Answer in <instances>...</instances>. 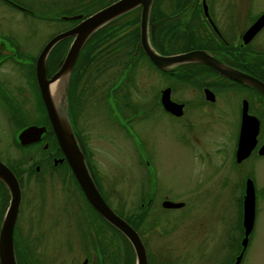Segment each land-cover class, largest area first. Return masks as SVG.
Wrapping results in <instances>:
<instances>
[{
    "label": "rangeland",
    "instance_id": "rangeland-1",
    "mask_svg": "<svg viewBox=\"0 0 264 264\" xmlns=\"http://www.w3.org/2000/svg\"><path fill=\"white\" fill-rule=\"evenodd\" d=\"M39 1L41 0H33L35 3H40ZM105 1L107 0H98V3L101 5ZM178 1L182 4L183 0ZM4 2L0 0V36H7L6 40L11 38L20 43V50L34 56V59L43 46L60 33L58 31L70 26L43 15H26ZM220 9L223 12V8ZM242 10L245 25V15L251 19L264 11V0H242ZM69 39L70 37L64 38L53 48L47 60L46 74L51 76L59 68L61 55L71 43ZM180 41L182 45L186 44V41ZM87 42L78 54L79 57L86 49L82 61L97 49L91 44L86 47ZM253 42L256 46H264V29ZM120 44V51L119 47L113 45L103 52L105 54L112 50L106 56L108 61L100 64L97 69H89L92 63L85 66L83 75L87 77L86 85L89 87L92 84L93 87H84L79 93L81 100L86 102L79 121L81 133L87 141L86 151L91 156L96 176L110 204L134 227L152 195L151 208L136 231L146 247L147 259L149 257L153 264H165L163 257L168 256H178L172 261L173 264H218L222 256H218L219 252L229 249V237L234 233L233 226L229 224L234 225L235 218L239 215L241 185L236 187L235 182L240 178L242 183L246 171L254 165L259 177L257 183L261 188L258 194L260 210L254 237L243 264H264V159H256L251 155L240 170L234 169L231 164L241 99L247 98L250 111L260 116L264 122V113L261 114L259 110L263 104L245 91L217 92V97L213 100L203 92V99L197 90L179 84L173 91L172 98L186 100L188 106L183 116L169 117L163 111L160 98L162 90L173 79L165 78L158 71L156 82L150 67L138 65L133 73L136 80L133 81L135 84L132 86L131 100L137 103L150 101L153 93L158 90V106L149 104L154 109L151 118L134 120L132 123L141 145L135 144L117 126L105 124V103L101 102V95L119 79L125 66L126 46L122 42ZM183 47L186 48V45ZM83 64L75 62L74 67H83ZM204 72L196 74L206 77L208 83L216 81L215 77ZM34 76L31 69H22L12 60H7L0 67L1 85L8 92L5 95L9 97L10 94L13 101L17 100L23 106L29 122L45 120V110ZM179 80L182 84L185 82L183 79ZM17 118L14 109L1 97L0 158L14 168L22 190L20 214L15 223L20 224L31 238L34 232L45 231L42 234H47L45 244L36 246L35 252L41 264H82V254L66 253L61 248L62 230L67 226L69 215L63 214L60 208L64 204L79 203L75 195H69L70 187L74 185L76 191V186L79 188V185L71 180L68 168L66 170L63 166L54 171L48 161L41 160L42 166L37 171L36 160L45 153L42 147L22 150L12 144V135L21 125ZM138 146L145 152V159H142V150ZM64 187L67 188L66 198ZM163 199L185 204L180 208H163ZM42 203L46 212L38 217L43 208ZM8 204L9 197L0 187V226ZM73 211L70 210V217L81 214L77 211L73 214ZM35 220L41 224L36 230ZM219 223L224 224L222 231L218 230ZM208 227L217 229L212 234L211 242L205 237ZM99 235L103 238L98 239L99 246L105 250L112 249V253L109 252L112 263L128 264L129 248L125 240L118 233L110 235L100 223ZM194 238V245L200 241L201 247H193L190 240ZM20 258H16L17 264H20ZM21 260L24 262L23 258Z\"/></svg>",
    "mask_w": 264,
    "mask_h": 264
},
{
    "label": "flooded vegetation",
    "instance_id": "flooded-vegetation-1",
    "mask_svg": "<svg viewBox=\"0 0 264 264\" xmlns=\"http://www.w3.org/2000/svg\"><path fill=\"white\" fill-rule=\"evenodd\" d=\"M3 1H5L4 3L12 6L16 10L26 15H43L48 19H55L69 24V27L63 28L61 31H58L61 33L69 30L70 28H73L78 23H80L82 19L91 16L101 8H104L105 6L117 0H107L101 5L98 3V0H41L42 2L39 1L40 3H35L33 2V0ZM220 8H223V12H221ZM141 13V7L135 8L134 10L127 12L120 18L110 22L108 25L104 26L98 32L92 35V38H90L91 41L89 40L90 43L89 41L87 42L86 47L88 46V44L96 46V52L85 59V61H82L86 49L84 50V52L82 51L83 53L79 55L76 63L78 62L79 65H82L84 63L83 67H79V65L76 66V68L74 67V70L68 82L69 114L76 140L84 154L86 164L95 185L97 186L106 203L113 210L114 208L112 207V204H110L106 192L104 191L103 186H101L99 178H97L93 167L89 163V156L86 151L87 141L84 135L81 133V128L79 125L80 118L82 117L83 110L86 106V102H84V99L81 100L79 93L83 90L84 87L87 89L89 87L92 89L93 87L92 84L89 87L86 85L87 77L83 75V72L86 71L85 66L92 63L89 69L95 70L100 66V64L107 62V57L110 55L112 50L103 54L106 49L111 48L113 45H116V48L119 47L120 51V42H122V44L126 46V60L124 61L125 66L122 69L121 76L117 81L113 82L108 89H106V92L104 94L101 95V102L104 101L105 103V124L117 126L118 129H121L125 134H127V136H129L135 142V144H140V140L138 134L135 131V125L132 123L134 122V120H142V118L150 119L154 111V109L150 107L154 104L155 106H158V90L157 92L153 93L150 101H140L137 103L131 100L132 86L135 84L133 83V81L136 80L133 73L136 71L138 65H145L147 68L150 67V69H152L155 74L154 77L156 82L158 81V71H160V74L165 78L173 79L169 80L170 82L167 83L166 88H170L171 99L174 102L183 105L182 114L179 116L184 115V110L188 106V102L186 100L176 99L175 97L172 98V93L176 89V87L179 86V84H181L182 86H187L192 90H197L199 93H201L200 95L203 99V92L206 88L210 89L214 93V98L217 97V92L239 93L241 91H245L263 104V106L259 108V110L261 114L264 113V94L218 74L207 65L189 64L181 66L172 72L161 70L148 57L143 49L142 43L140 42ZM259 15L260 14L256 15L254 18L251 17V19L250 16L248 18L247 15H245L244 19L246 24L244 25L242 0H183L182 4H179L178 0H153L148 21V39L150 45L162 55H172L191 50H206L214 54L222 62H225L226 64L235 67L264 82V46H256L253 42L260 31L264 29V27L255 35V37L250 42H243L244 32L251 26V24ZM5 37L0 36V39L6 40ZM71 40L72 37H70L69 41L71 42ZM180 40L186 41V44H183L186 45V48L183 47V45L181 44L182 41ZM6 41L15 50L17 56L16 58L24 59L26 63L27 61H29V63L33 64L30 65L21 63L18 60H15L12 56H9L0 63V67L7 60H12L14 63H16L17 66L22 69H31V72L34 75L37 56L34 59V56L21 51L19 46L20 43L14 41L11 38ZM68 46L69 45H67L66 48H68ZM180 47L181 49L177 50V48ZM66 50L63 51L64 53H62V57L59 63H61L62 59L64 58ZM203 71H205L204 73L210 74V76L216 78L215 80L218 81L219 84H221V90L216 91L214 85H211L212 83L207 82L206 77L196 74L197 72L202 73ZM46 76L48 78L50 77V75L48 74H46ZM179 79H183L185 80V82H183L182 84ZM189 80H192V83H190ZM216 81H214L215 84ZM0 90L2 92L0 96L4 100H6L8 104L14 109V111L16 112V116L18 117V122L21 124L12 135V144L22 150L32 149L36 146L42 147L45 153L42 157H39L38 160H36L37 164L35 166L37 168V171L40 169L41 160L48 161L54 171H56L55 169L61 168L62 166L65 169L68 168V170L66 169L68 172V176H70L71 180H73L75 184L77 183L79 185L78 180L74 175V172L72 171L68 160L64 155L59 145L58 139L53 131L51 122L49 120L40 95V91V99L45 110V120L39 122H29L26 118L23 106L19 104L17 100L13 101V97L10 96V94L9 97L5 95L8 94V92L4 91L3 86L1 85V81ZM8 98H10L11 100H9ZM244 102H246L247 104L248 114L258 120L259 130L256 137L257 142L254 148L251 150L249 156L241 161H238L237 151L241 134L242 111L244 108ZM12 103H14V105H12ZM163 111L167 115H169V117H179L171 114L164 108ZM237 123V130L234 138L233 152L231 156V164L234 169L240 170L242 164L246 163L251 155H253V157L256 159H264V154H261L259 152L260 148L264 145V122L260 116L250 111V102L245 97L241 99L239 118ZM30 125L45 126L46 130L40 135V138L38 140L30 142V144L22 145L18 141V134L21 130ZM143 153L145 156L146 154L144 151ZM140 155L143 159V154L140 153ZM0 160L3 161L1 158ZM5 164L9 166V168L17 177L14 168L7 163ZM245 174L246 176L242 183H240V178L235 182L237 183L235 185L236 187H239L241 185L239 187V191H241L242 200L238 204L240 206L239 215L235 218L234 225L229 224V226H233L234 233L229 237V249L227 251L223 249L221 251L223 254L219 252L218 256H222L219 259L218 264H236L237 259L240 255L241 259L237 264H243L246 259L247 251L250 248L254 237L257 225L258 211L260 210L258 194L259 189L261 190V188L257 183V179L259 177H257L256 175V167L254 165H252V167L247 170ZM17 179L20 185L19 178L17 177ZM248 179H250L253 183L256 200L254 220L246 236V228L243 224V198L245 195L246 182ZM66 181L68 182V178ZM227 182L228 180L226 181V184ZM0 187L6 193L7 197H9V193L1 181ZM155 188L156 187H153V189ZM70 189L71 191L69 195H75L79 203H74L73 205L71 203L69 205L64 204L60 208L61 210H63V214L69 215V218H67V226H65L62 230L63 240L61 242V248L64 249L66 253L82 254L84 256L82 264H113L109 254V252L112 253V249L105 250V248H101L99 246L98 239L103 240V238L100 235L98 236V224L100 223L101 225H103L110 233V235H113L114 227L103 217H101L100 214L94 209V207L86 198L80 185L79 188L76 186V191L74 185H72ZM66 190L67 188L64 187V194L67 193ZM152 193L154 194V192ZM66 197L67 194L64 196V198ZM151 198L152 195L149 197L150 204H152ZM21 200L18 215L20 214ZM164 200L165 199L161 201V205ZM183 203L185 204V202ZM41 207L43 208L40 209L41 212L38 213V217L45 215L46 212V208L44 207L43 203L41 204ZM70 210H74L73 214L75 211H77V213L80 212L81 214L78 216L76 215L75 217H70ZM38 220L41 221L40 219ZM35 221L37 222V220ZM40 226V223H35V230L39 229ZM32 227L34 228L33 225ZM223 227L224 224H218V230L222 231ZM215 230L217 231L215 227H208L207 235L205 236L208 242H211L210 240ZM44 232L45 231L34 232V235H32L31 238V236L25 232V229L21 227L20 224L18 225V223H15L13 230L15 256L16 258L21 257L24 259L23 262V260H21L20 258V264H41L35 251L38 244H45L47 234H42ZM219 234L220 233H218V236ZM245 237L246 244L244 247L243 241ZM195 240V238L193 240H190L193 247H201L200 241L199 244L194 245ZM50 252L52 253L53 251ZM104 255H106V257H104ZM177 258L178 256H168V258L163 257V260L165 261V264H173L172 261Z\"/></svg>",
    "mask_w": 264,
    "mask_h": 264
},
{
    "label": "water",
    "instance_id": "water-1",
    "mask_svg": "<svg viewBox=\"0 0 264 264\" xmlns=\"http://www.w3.org/2000/svg\"><path fill=\"white\" fill-rule=\"evenodd\" d=\"M152 4L153 0H117L82 20L73 28L53 36L43 46L35 62L36 82L59 145L90 204L101 217L116 228L131 244L135 256V264H148L146 247L137 231L106 203L99 192L86 164L84 154L78 145L70 120L68 107V82L83 45L92 37V35L110 22L120 18L135 8L141 7L140 42L142 43L145 53L161 70L172 72L181 66L189 64H204L211 67L218 74L264 94V82L226 64L225 62H222L209 51L191 50L172 55H162L157 52L150 45L148 39V21ZM263 27L264 12H262L244 32L243 42L248 43ZM67 37H72V40L66 54L62 59L59 68L48 78L46 76L48 57L55 45ZM9 56H12L15 60H18L21 63H26L24 59L16 58L15 50L6 40L0 39V63ZM26 64L31 65L33 63L27 62ZM54 85L56 87V89L54 88L55 90L52 89ZM170 93L171 91L169 87L162 90L160 98L161 104L164 109L171 114L177 116L181 115L183 105L171 100ZM204 93L207 98H210L211 100L214 99V93L210 89L206 88ZM243 106L241 134L237 151L238 161L249 156L257 142L256 137L259 130L258 120L248 114L246 102H244ZM247 128H251V134L249 135L246 134ZM45 130V126H27L19 132L18 141L22 145L30 144V142L38 140ZM140 150H142V148ZM259 152L264 154V145L260 148ZM141 154H143V159H145L146 157L144 156L143 150ZM0 181L4 184L9 193V204L0 226V264H17L14 253L13 230L21 200V188L13 171L1 160ZM149 204L150 202H148V205ZM183 205V202H174L171 200H164L162 202V207L169 209L180 208ZM254 210L255 190L252 181L248 179L243 198V224L246 228V236L254 220ZM243 244L245 247L246 237L244 238ZM240 256L238 257L236 264L240 261Z\"/></svg>",
    "mask_w": 264,
    "mask_h": 264
},
{
    "label": "trees",
    "instance_id": "trees-1",
    "mask_svg": "<svg viewBox=\"0 0 264 264\" xmlns=\"http://www.w3.org/2000/svg\"><path fill=\"white\" fill-rule=\"evenodd\" d=\"M180 49H181V47L177 48V50H180ZM189 82L192 83V80H189ZM213 83L211 85H214L216 91L221 90V87H220L221 84H219L218 81H216V84H215V82H213ZM228 87H229V85H228ZM149 208H151V204L150 205H146L145 208H143L142 212L140 213V217L138 219V223L136 224V226H134L136 230H138V228H139V223H141L144 220L145 216L148 214ZM114 232L118 233L122 237V239L125 240V243H127V245H128V248H129L128 264H135V256H134V252H133V249L131 247V244L127 241V239L116 228H114ZM148 264H153V261L149 257H148Z\"/></svg>",
    "mask_w": 264,
    "mask_h": 264
},
{
    "label": "bare ground",
    "instance_id": "bare-ground-1",
    "mask_svg": "<svg viewBox=\"0 0 264 264\" xmlns=\"http://www.w3.org/2000/svg\"><path fill=\"white\" fill-rule=\"evenodd\" d=\"M54 88L56 89L55 85H54V87H53L52 89H54ZM55 89H54V90H55ZM247 129H249V128H247ZM247 129H246V134L249 135L250 132H251V128H250L249 130H247ZM246 137H247V136H246Z\"/></svg>",
    "mask_w": 264,
    "mask_h": 264
}]
</instances>
